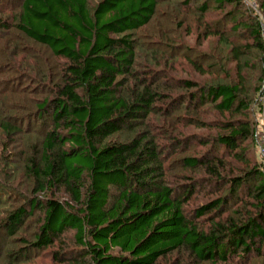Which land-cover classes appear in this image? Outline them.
<instances>
[{"label": "trees", "instance_id": "1", "mask_svg": "<svg viewBox=\"0 0 264 264\" xmlns=\"http://www.w3.org/2000/svg\"><path fill=\"white\" fill-rule=\"evenodd\" d=\"M216 2L243 4L241 0ZM190 4L191 0H184L175 6L185 11L191 9ZM92 5L91 0H0V36L12 37L16 31L64 60L61 72L55 73L53 67L52 74L36 61L32 50V55L25 53L34 58L33 65L26 60L21 67L10 60L3 69L0 65V78L15 74L16 79H0V209L8 207L10 200L15 205L23 198L19 206L0 216V264L28 262L35 251L62 242L66 232H74L71 239L77 252H67L64 244L62 251L52 253L53 261L226 264L231 258L244 260L264 254V172L254 165L239 176L226 178L224 161L218 156L181 158L183 170L205 171L208 183L217 191L231 189L229 197L214 200L188 216L186 206L197 186L177 189L167 177L170 156L179 154L187 143L166 131L163 134L169 144L163 145L157 126H152L156 117L170 122L176 110L198 108L206 102L220 114H243L249 105L241 97L242 84L200 86L180 81L187 94L161 109L169 94L157 85L158 74L146 82L136 69V35L153 20L159 1L96 0ZM259 6L264 12V0ZM207 8L206 3L199 9L206 12ZM7 11L12 18L6 16ZM253 17L256 23L251 34L264 62L261 26ZM222 43H227L223 37ZM22 53L16 47L11 57L18 59ZM190 62L204 73L201 66ZM30 73L36 76L32 78ZM25 81L27 87L35 83L28 91H36V95L39 90L48 92L41 100L29 99L34 107L30 117L40 125L35 136L27 138L25 118L1 114L6 108L8 113L24 108L21 100L26 95L21 89L17 93L7 87ZM11 100L18 103H6ZM226 131L228 134L215 138L216 145L234 153L239 151L240 141H257L255 125L247 121L229 124ZM123 133L127 134L124 140L114 141ZM20 141H27L29 149H22ZM17 174L31 181L28 202L18 185H13ZM239 190H244L249 201L235 213L236 218H222ZM59 193L66 198L59 199ZM39 211L43 216L36 231L30 238H15L21 247L4 253L1 245L17 237L26 219ZM211 213L218 220H206L208 228L202 227L201 220Z\"/></svg>", "mask_w": 264, "mask_h": 264}, {"label": "rangeland", "instance_id": "2", "mask_svg": "<svg viewBox=\"0 0 264 264\" xmlns=\"http://www.w3.org/2000/svg\"><path fill=\"white\" fill-rule=\"evenodd\" d=\"M91 1L93 5L96 2V0ZM158 1L159 6L155 17L146 27L140 29L136 35L138 44L136 69L138 70L139 77L147 78L146 82H150V78L155 73L158 74L157 85L169 94L168 101L160 104V108L168 109V104H171V100L174 101L187 94L178 83L184 80L194 82L200 86L209 84L238 85L240 83L242 85L239 86L243 90L241 97L249 105V108L243 114H220L215 111L212 104L206 102L198 108L192 106L190 110L183 109L184 111H182V108L176 110L170 122L163 121L164 117L155 118L152 126L154 128L157 126L156 134H159L161 144H169L163 134L166 131L171 134L172 138H177L187 143V146L179 154L174 152L170 156L168 162L172 161V163L167 172V177L170 183L173 184V187L177 189L192 184L197 186L195 193L186 206L188 216H191L193 210L196 211L198 208L219 198L229 197L231 189L229 191L228 187H226L217 191L218 189L215 186L212 187L208 183L210 178L205 171L198 170L191 172L183 170L180 164L181 158L198 157L208 159L218 156L224 161L226 178L229 176H239L254 165H257L260 168L259 170L264 172V155L261 153L264 141V79L262 78L264 62L262 52L256 44L257 42H255L253 34H251L252 28H254L256 23L253 15L256 16L261 26L264 25V12L259 6V1L262 2V0H241L243 4L240 2L223 5H219L216 0H191V9L185 11L178 10L175 6L184 0ZM252 2L256 6H253ZM206 3L208 7L207 11L202 12L199 8ZM8 8L10 10L11 6ZM6 16L12 18L11 12L7 11ZM15 34L17 35V32L13 31L12 37L4 33L0 36V40H4L5 36L8 40L2 42L0 45V65L2 69L4 68V64L8 63L9 60L11 63L14 64L15 62L19 66L24 60L27 63L29 61L33 65L35 63L34 58L25 53L26 51L30 53V50H32L37 56L36 61L42 64L45 70L48 71V74H52L50 70H53V67L55 73L61 72V64L64 61L62 58L54 57L46 46L30 42L22 34H18L17 37ZM261 36L264 46L262 29ZM222 37L227 43H222ZM14 42H17L15 46L13 45ZM3 47L6 49L5 51ZM16 47L20 48L21 52H23L18 59L11 57L12 51ZM30 54L32 55V53ZM190 60L195 62L197 66H201L204 73L196 69ZM19 71L20 69L16 68V72ZM35 74H31L32 78L36 76ZM12 76H15V74L3 76L0 79H3V81H11L13 79L15 81L16 79ZM27 81L20 85H16L13 82L7 87L12 91L17 89V93L21 89V93L26 95L25 99L21 100V105L24 108H21L19 113L17 111L14 113L6 112L9 108H6L4 113L1 110V114H4V116L10 115V117H14L12 115H19V118L26 119L27 125L24 128V138L29 136L34 137V133L40 125L30 117L34 107L29 103V99L37 98L41 100L48 95V92H40V90L37 95L35 94L36 91L35 93L28 91L32 87L34 88L35 83L32 87H27L30 86ZM53 83L50 87H53ZM7 102L15 103L16 101L11 100ZM3 104L6 105L4 102ZM246 121L250 122L253 126L255 125L257 141L251 139L240 141L241 150L237 151L239 153L236 152L240 155V158L235 155L236 153L227 150L225 147L216 145L215 138L220 134H228L226 128L229 124ZM126 136V133L118 135L114 138V141H122ZM2 139L0 138V141ZM21 148L28 150V142L21 143ZM1 151L2 149L0 148V153ZM242 156H245L246 159ZM245 160L247 163H245ZM246 164H249V166ZM21 176L22 174H17V178L12 182H15L13 185H18L17 187H19L18 189L19 192L21 191L22 197L25 193V202H28L32 197V192L28 191L31 181L23 180ZM243 193L244 190H239V194L234 196L235 199L226 207V213L222 218H236L235 213L244 207L243 204L245 202L249 201V197H245ZM58 198L64 200L66 196L63 193H59ZM22 202L23 198L19 203L13 205L15 201L10 200L8 207H1L0 216H3L6 211L13 210ZM42 216L41 211L30 215L26 219L23 228L18 231L17 237L9 239L6 246L5 244L1 245L3 252L15 251L18 247H21L15 244V241L20 242L15 238H30L29 235L36 231ZM211 218L218 220L215 214L211 213L204 220H201L202 227L208 228ZM73 235L74 232H66L61 239L62 242L59 240L53 248L40 252L35 251L30 261H24L23 263L16 261V263L67 264L53 261L52 253L62 251L61 246H64V244L67 245V252H77V250L73 251L75 248L71 239ZM226 264H264V254L254 255L244 260L231 258Z\"/></svg>", "mask_w": 264, "mask_h": 264}, {"label": "built area", "instance_id": "3", "mask_svg": "<svg viewBox=\"0 0 264 264\" xmlns=\"http://www.w3.org/2000/svg\"><path fill=\"white\" fill-rule=\"evenodd\" d=\"M246 1V0H245ZM253 4V6H256L255 5V3L254 2H252ZM261 29H262V34H263V37H264V25H261ZM262 151H261V153L264 155V141H263V144H262Z\"/></svg>", "mask_w": 264, "mask_h": 264}]
</instances>
